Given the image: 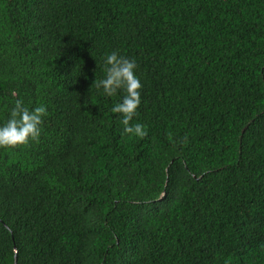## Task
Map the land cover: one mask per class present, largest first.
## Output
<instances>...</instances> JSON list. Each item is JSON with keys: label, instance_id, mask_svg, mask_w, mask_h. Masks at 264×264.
Here are the masks:
<instances>
[{"label": "trees", "instance_id": "trees-1", "mask_svg": "<svg viewBox=\"0 0 264 264\" xmlns=\"http://www.w3.org/2000/svg\"><path fill=\"white\" fill-rule=\"evenodd\" d=\"M12 92L50 115L0 149V264H264V0H0V124Z\"/></svg>", "mask_w": 264, "mask_h": 264}, {"label": "clouds", "instance_id": "clouds-1", "mask_svg": "<svg viewBox=\"0 0 264 264\" xmlns=\"http://www.w3.org/2000/svg\"><path fill=\"white\" fill-rule=\"evenodd\" d=\"M137 70L134 59L112 52L105 58L103 78L96 79L93 86L101 95L109 98L123 93L122 99L114 104L111 111L120 116L126 134L143 139L148 135L146 126L133 123L142 102L143 89ZM11 97L12 99L4 98L9 110L8 118L0 124V149L11 150L38 142L44 121L50 115L46 104L41 103L30 108L16 92H12Z\"/></svg>", "mask_w": 264, "mask_h": 264}]
</instances>
